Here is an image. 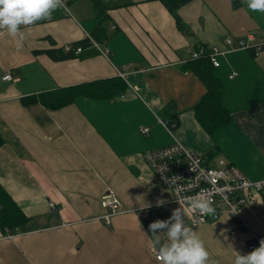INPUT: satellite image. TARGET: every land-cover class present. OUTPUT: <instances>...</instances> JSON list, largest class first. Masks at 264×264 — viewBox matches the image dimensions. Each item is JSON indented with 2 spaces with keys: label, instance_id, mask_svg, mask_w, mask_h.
Here are the masks:
<instances>
[{
  "label": "crops",
  "instance_id": "obj_1",
  "mask_svg": "<svg viewBox=\"0 0 264 264\" xmlns=\"http://www.w3.org/2000/svg\"><path fill=\"white\" fill-rule=\"evenodd\" d=\"M64 4L50 20L22 28V48L0 32V182L28 216L17 233L0 230V264H160L149 224L179 207L203 240L208 264H233L234 251L243 255L259 247L264 201L242 207L248 227L229 213L194 225L144 154L178 139L209 164L223 158L249 179L264 178V50L229 49L225 43L227 35L237 43L251 32L256 45L264 38V13L249 10L245 0H193L179 9L185 32L162 0ZM99 24L103 31L96 38ZM89 34L111 54L92 43L83 57L55 59L49 53ZM201 44L225 50L215 74L226 88L232 118L214 134L195 113L206 86L186 68ZM9 71L12 80L4 79ZM112 78L126 88L111 97L80 95L60 107L23 102ZM108 189L123 203L111 224L101 204Z\"/></svg>",
  "mask_w": 264,
  "mask_h": 264
},
{
  "label": "built area",
  "instance_id": "obj_2",
  "mask_svg": "<svg viewBox=\"0 0 264 264\" xmlns=\"http://www.w3.org/2000/svg\"><path fill=\"white\" fill-rule=\"evenodd\" d=\"M88 38L100 53L106 56L111 54L108 47L100 45L90 34ZM234 40L231 35L225 37V43L229 49L249 48L254 45L255 35L249 32L245 37L238 38L237 43ZM254 48L256 52L263 51L264 38L260 39ZM82 49V46H75L72 43L64 45L65 52L79 54ZM224 52L225 50L219 46L201 44L192 51V59L207 56L215 66H219L221 63L219 56ZM14 78L11 71L4 76L7 80ZM164 123L166 124V121ZM142 131L149 132V127H143ZM144 157L162 184L173 190L175 200L186 206L194 225L217 220L223 214L229 213L238 220L240 226L248 227L241 215L242 207L264 201V178L249 179L233 163L223 158L219 159L217 164H209L204 156L187 149L178 139L166 146L147 150ZM173 176L180 178L174 184H169L167 180ZM188 197L210 200L215 214L202 216L199 213H193L186 203L185 198ZM101 204L105 208L103 219L106 224H111L113 216L123 210L122 200L110 189L102 194ZM51 206L54 208L55 203L51 202ZM256 246L257 244L252 242L249 248L253 249ZM155 254L157 257V250Z\"/></svg>",
  "mask_w": 264,
  "mask_h": 264
},
{
  "label": "trees",
  "instance_id": "obj_3",
  "mask_svg": "<svg viewBox=\"0 0 264 264\" xmlns=\"http://www.w3.org/2000/svg\"><path fill=\"white\" fill-rule=\"evenodd\" d=\"M162 1L176 18L179 29L185 32L189 31V27L181 17L179 9L193 0ZM234 1L236 5L240 2V0ZM95 8L99 14L103 12V8L98 1L95 3ZM100 31H103V27L99 24L93 35L98 38V32ZM72 44L75 46H82V52L75 54L74 52H65L62 51L63 49H58L49 50V53H51L52 57L55 59H66L75 56L83 57L87 55L88 51H91L88 50L89 47L92 46L89 38ZM249 49H254V52H256L254 46H250ZM215 67L216 66L207 56L192 59L191 62L186 65V68L192 69L206 86L205 93L195 106V113L199 122L210 134H214L217 129L226 127L232 118L231 111L226 105V88L220 78L215 74ZM125 88L126 84L123 80L120 78H112L109 80H98L91 83L60 87L54 91L45 92L38 97L23 98V102L41 101L49 107H60L74 102L80 95L89 97H111L118 93H122ZM174 125L172 128H174ZM3 143L4 139L0 133V147ZM27 220L28 216L24 210L0 182V230L7 235L15 234Z\"/></svg>",
  "mask_w": 264,
  "mask_h": 264
},
{
  "label": "clouds",
  "instance_id": "obj_4",
  "mask_svg": "<svg viewBox=\"0 0 264 264\" xmlns=\"http://www.w3.org/2000/svg\"><path fill=\"white\" fill-rule=\"evenodd\" d=\"M245 2L249 10L264 13V0ZM64 6V0H0V32L6 31L9 36L17 38L16 46L22 48V28L41 20H50L52 13ZM179 178L173 176L167 182L174 184ZM185 199L193 213L202 216L215 214L210 200L199 197ZM149 232L151 246L157 250L160 264H208L209 252L203 240L186 223L184 209L179 207L173 210L168 219L151 222ZM162 235L165 238L163 243ZM234 253L233 264H264V239L259 242V247L248 254Z\"/></svg>",
  "mask_w": 264,
  "mask_h": 264
}]
</instances>
